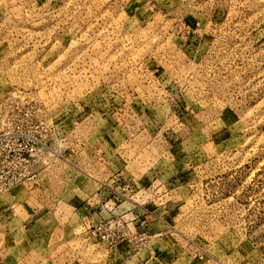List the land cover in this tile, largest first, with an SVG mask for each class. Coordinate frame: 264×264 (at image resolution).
Listing matches in <instances>:
<instances>
[{
	"label": "rangeland",
	"instance_id": "374dc122",
	"mask_svg": "<svg viewBox=\"0 0 264 264\" xmlns=\"http://www.w3.org/2000/svg\"><path fill=\"white\" fill-rule=\"evenodd\" d=\"M19 128L47 149L0 190V264L91 262L76 207L112 174L201 264H264V0H0V135Z\"/></svg>",
	"mask_w": 264,
	"mask_h": 264
},
{
	"label": "crops",
	"instance_id": "0c3cea01",
	"mask_svg": "<svg viewBox=\"0 0 264 264\" xmlns=\"http://www.w3.org/2000/svg\"><path fill=\"white\" fill-rule=\"evenodd\" d=\"M99 159L100 157L95 162ZM119 175L121 173L117 174ZM112 176L113 174L107 178L94 180L92 189L81 190L84 201L77 205L76 211L82 218L83 229L87 230L91 225L111 218H122L127 230L114 247H109L96 238L98 243L103 244L96 245L102 252L90 247V255L86 258L91 262L87 264H177L181 258H184L185 264H201L192 256L190 250L181 251L175 244H171L163 230L167 225L160 216L162 210L160 205L137 202L134 197L140 191L123 197L119 191L120 178ZM144 181L145 178H142L135 184L141 188ZM136 190L137 188H134V191ZM136 244L139 245L138 249L135 248Z\"/></svg>",
	"mask_w": 264,
	"mask_h": 264
},
{
	"label": "built area",
	"instance_id": "2783aa9c",
	"mask_svg": "<svg viewBox=\"0 0 264 264\" xmlns=\"http://www.w3.org/2000/svg\"><path fill=\"white\" fill-rule=\"evenodd\" d=\"M17 109L19 110V103ZM27 115V114H26ZM11 138L3 147H0V163H14L17 168L21 166L19 171H8L0 175V181H5L0 184V190H8L18 184H27L34 180L37 176L32 171L31 165L37 161L40 152L47 149L46 144L30 131L19 128L15 133L6 132L0 137ZM127 230L126 223L122 218L109 219L107 221L99 222L88 227L87 232L107 244L109 247L116 246L125 235ZM136 244L135 248H138ZM196 257L203 260L207 259L206 253H196ZM206 264H210L206 260Z\"/></svg>",
	"mask_w": 264,
	"mask_h": 264
}]
</instances>
